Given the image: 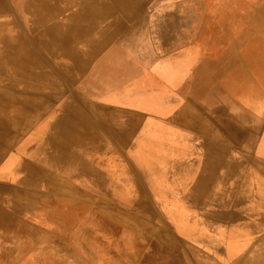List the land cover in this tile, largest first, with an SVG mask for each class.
<instances>
[{"label": "crops", "instance_id": "1", "mask_svg": "<svg viewBox=\"0 0 264 264\" xmlns=\"http://www.w3.org/2000/svg\"><path fill=\"white\" fill-rule=\"evenodd\" d=\"M157 2L0 0V117L17 116L1 127L0 264H122L104 234L124 238L127 201L155 238L247 249L249 209L264 207V40H225L237 7ZM45 75L54 88L31 87Z\"/></svg>", "mask_w": 264, "mask_h": 264}, {"label": "rangeland", "instance_id": "2", "mask_svg": "<svg viewBox=\"0 0 264 264\" xmlns=\"http://www.w3.org/2000/svg\"><path fill=\"white\" fill-rule=\"evenodd\" d=\"M211 1H213L215 5L221 4L224 10L234 7H237L238 9V16H236L238 31L237 33H221L226 41H229L230 39L264 40V0H219L220 2H217V0ZM205 3V0H158L156 6H167L171 8L173 7L174 9L182 8L184 6L199 8L204 7ZM246 9L250 10V15L243 14ZM224 17L225 16L222 18L224 19ZM227 19H230V17H227ZM225 20L226 19H224V22ZM228 50V48L222 49V54L225 55L223 56L221 65L222 100L223 104L227 105V109L222 112L223 119L230 117V112L228 111V107L232 99L230 93H234V91L232 92L230 89V60L228 56ZM243 91L245 92V88H243V90H238L240 95H242L241 93H244ZM239 94L237 98L239 100H243L244 97L239 96ZM238 113L241 112L239 111ZM256 168L257 167L253 169V182L255 183L254 186L257 187H255V194H257L256 196H262V193L259 191H261V188L264 187V184H261V182L264 181V177ZM127 195H130V193H127ZM259 203H262V201H259ZM130 204L132 205V202H126V225L124 238L122 235V232H124L122 225L118 224H110V229L108 232L109 235L105 236L104 234V238L109 237V247L111 251L119 250L120 252H125V255L120 257V263L122 264H264V207L257 206L253 209H249V230L245 233V241L248 247L242 255L231 258L226 255L223 246V249L220 248L218 252L210 254L209 251L206 252L203 248L196 249L192 247L186 241L184 242L182 240H176L179 246H174L169 239H161V237L156 239V232L150 234L149 237L148 235L146 236L144 229L149 231L152 228L151 224L139 223L140 221L137 216L139 214ZM110 211L111 217L114 216V210L111 208ZM164 222L165 221H163V223ZM157 224L159 225L158 230H163L162 223L158 222ZM100 232L101 231L98 229H95L94 231L95 235L96 233ZM164 236L167 238V232L164 234ZM152 250H155V252H151ZM210 260L211 262H209Z\"/></svg>", "mask_w": 264, "mask_h": 264}, {"label": "bare ground", "instance_id": "3", "mask_svg": "<svg viewBox=\"0 0 264 264\" xmlns=\"http://www.w3.org/2000/svg\"><path fill=\"white\" fill-rule=\"evenodd\" d=\"M36 26V25H35ZM9 46V45H8ZM13 46V45H12ZM10 47V46H9ZM9 52V51H8ZM244 54V53H243ZM252 54V53H251ZM5 56V55H4ZM2 58V57H1ZM16 63V62H15ZM19 65V64H18ZM30 70V69H29ZM231 71V70H230ZM29 74V73H28ZM17 75V74H16ZM25 76V75H24ZM233 76V75H232ZM30 77V76H29ZM32 77H34V76H32ZM231 77V76H230ZM41 78V77H40ZM30 79V78H29ZM37 81H38V84L36 85H34V86H31L32 88H35V90H39V89H49V88H54V84H51L50 85V79H49V75H45V78H41V80L40 79H37ZM68 82L70 81L71 82V79H68L67 80ZM252 81V80H251ZM8 82V81H7ZM261 82V81H260ZM23 83V82H22ZM249 83H251V82H249ZM4 84V83H3ZM7 84V83H6ZM31 84V83H30ZM48 84V85H47ZM261 84V83H260ZM11 85V84H10ZM23 85V84H22ZM264 85V84H263ZM245 86V85H244ZM243 86V87H244ZM236 89V88H235ZM239 89V88H238ZM253 89H255L254 87H253ZM243 90V89H242ZM262 90V89H261ZM12 92V91H11ZM27 92V91H26ZM240 92H241V90H240ZM244 92V91H243ZM253 92H254V90H253ZM259 92V91H258ZM2 93H3V91H2ZM9 93V92H8ZM33 93H35V92H33ZM236 93V92H235ZM3 94H5V92L3 93ZM39 94V93H38ZM234 94V93H233ZM244 95V94H243ZM22 96V95H21ZM239 96H242V95H240L239 94ZM6 97V96H5ZM9 97V96H8ZM16 97V96H15ZM1 99V98H0ZM37 99V98H36ZM26 100V99H25ZM35 100V99H34ZM8 101V99H7V97L6 98H3V103L2 104H4V102H7ZM28 101V100H27ZM35 101H37V100H35ZM183 101V100H182ZM174 104V103H173ZM12 105H14V104H12ZM34 105V104H33ZM249 105V104H248ZM222 106V105H221ZM242 106V105H241ZM1 111H3V110H0V114H1ZM173 112V111H172ZM3 113H4V111H3ZM172 114V113H171ZM248 114V113H247ZM247 114H246V112H243V113H239L238 114V118H240V119H242V118H245L246 116H247ZM262 115H264V112H263V114H262V112L258 115V117H257V121H259V122H261L260 121V118H262ZM17 116L16 115H12V117H9V118H6V117H0V141L2 140V138H4L5 136H7L6 135V133L7 132H5L4 130H1V127H3L4 126V124L5 123H7V122H10L11 120H14L15 118H16ZM12 118V119H11ZM18 121V120H17ZM211 122V121H210ZM11 123V122H10ZM15 124V123H14ZM193 124V123H192ZM258 125V124H257ZM185 126V125H184ZM187 127V126H186ZM255 127L257 128V126L255 125ZM254 127V131L256 130V128ZM216 128V127H215ZM245 129V128H244ZM247 129V128H246ZM6 130V129H5ZM115 131L116 130H118L119 131V129H114ZM8 131V130H7ZM220 131V130H219ZM202 132V131H201ZM9 134V133H8ZM205 134V133H204ZM227 134V133H226ZM117 135L119 136H121V134L119 133V132H117ZM249 135V134H248ZM247 135V136H248ZM250 137V136H249ZM225 138V137H224ZM251 142V141H250ZM225 146V145H224ZM230 145L228 144V146L227 147H221V151H219V153H220V155H221V158H223V156L225 155V154H227L228 152H229V150H230V152L232 151L231 149H230V147H229ZM229 147V148H228ZM250 147V146H249ZM253 147V146H252ZM227 148H228V150H227ZM189 149V148H188ZM206 150H207V152H210V154H212L213 153V149H211V147H208V146H206ZM219 150V148L217 149V151ZM248 152V151H247ZM247 159V158H246ZM208 160V159H207ZM260 163V162H259ZM193 195V194H192ZM223 197V196H222ZM130 201H131V199H130ZM132 203H134V202H132ZM135 206H137L136 204H135ZM137 212H138V214H140L141 216H148L150 213H149V211H146V210H142V209H140V208H134ZM203 212V211H202ZM151 213L153 214V211H151ZM256 224V223H255ZM253 225V224H252ZM257 226V225H256ZM257 228V227H256ZM260 228V227H259ZM252 229V228H251ZM250 229V230H251ZM261 229V228H260ZM145 231L144 232H146V236L148 235V237H149V235L151 234V230H147V229H144ZM254 231V230H253ZM258 231V230H257ZM160 235V234H159ZM177 237V236H176ZM147 238V237H146ZM157 238V237H156ZM166 239V238H165ZM159 240V239H158ZM170 241H171V243L174 245V246H179L178 245V243L176 242V240H173V239H170ZM159 242V241H158ZM182 249V248H181ZM158 250V249H157ZM185 250H186V248H185ZM187 252V251H186ZM185 252V253H186ZM193 252V251H192ZM200 253V252H199ZM124 254H125V252H124ZM193 254V253H192ZM201 254V253H200ZM184 255V254H183ZM188 255V254H187ZM203 255V254H202ZM208 255V254H207ZM189 256V255H188ZM201 256V255H200ZM204 256V255H203ZM192 257V256H191ZM186 258V257H185ZM184 258V259H185ZM191 259V258H190ZM190 261V260H189ZM186 262V261H185ZM209 262H211V260L209 261Z\"/></svg>", "mask_w": 264, "mask_h": 264}]
</instances>
